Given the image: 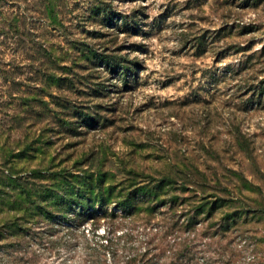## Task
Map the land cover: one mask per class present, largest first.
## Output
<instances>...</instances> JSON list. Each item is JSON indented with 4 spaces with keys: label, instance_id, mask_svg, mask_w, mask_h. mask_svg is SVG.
<instances>
[{
    "label": "rangeland",
    "instance_id": "rangeland-1",
    "mask_svg": "<svg viewBox=\"0 0 264 264\" xmlns=\"http://www.w3.org/2000/svg\"><path fill=\"white\" fill-rule=\"evenodd\" d=\"M0 190V264H264V0H0Z\"/></svg>",
    "mask_w": 264,
    "mask_h": 264
},
{
    "label": "trees",
    "instance_id": "trees-1",
    "mask_svg": "<svg viewBox=\"0 0 264 264\" xmlns=\"http://www.w3.org/2000/svg\"><path fill=\"white\" fill-rule=\"evenodd\" d=\"M47 9H50L49 11H47L49 13V19H51L52 22H56V17H55V14L53 13L54 10L51 9V7H47ZM55 12V11H54ZM94 14L97 16H101L103 15L104 16V21L107 23V22H111L112 19L115 17V14H113L112 12L108 11V10H103V11H99V10H96L94 12ZM99 16V17H100ZM97 20V19H95ZM93 20V22L95 21ZM86 21V20H85ZM77 46V45H76ZM77 52V56L75 58V65L76 66H81L80 68L82 69L83 67V70H86L88 71L90 66H95V65H106L108 68L111 69V71L114 73V74H117L120 75L121 77L123 76V78L127 77L128 73L131 72V68L130 67H126L125 68V65L122 64L123 61H120L118 60L117 57L113 56L112 54L108 53V50H103L102 53H98L95 49H93L90 44H86L84 42H81V45L79 46L78 50H76ZM74 60V59H73ZM86 63L82 66V64L80 63ZM66 70H71L72 67L71 66H66L64 67ZM127 75V76H125ZM53 80V83H56V84H60L61 81H62V78H59V77H55V76H52L51 78L47 79L46 80V83H48L49 81ZM85 111H87L88 113H85L83 114L82 112L80 113V117H83V123L89 125V124H97V120L92 116V111L90 108L86 109ZM84 178L86 179H89L88 181L86 179H81L79 177H77L78 181L80 179V182L82 185H89L90 183H92L90 180H91V176H85ZM11 182H15V180H12ZM165 182V180L161 181L158 185V187H162L163 183ZM14 185V184H13ZM188 184H183L184 188L185 189H188ZM18 190V189H17ZM86 191V189L84 190ZM141 191H144L143 189H141ZM0 193H1V190H0ZM19 197L18 200H21L23 201V205H27L28 206H32L33 209V213L35 214V216H41L42 218L48 220V221H51V219L54 218L55 215H53L51 212H48L45 208L44 205H47V203L51 202V203H54L56 206H59L61 208H63V211H66L65 210V207L67 208H71V202H68V201H64L62 198L60 197H56V195L54 196L52 194V191L51 189L49 190H46L40 194H36L34 195L32 193L31 190H25V189H22L18 192V195ZM54 199H51L53 198ZM131 198H127L126 200L123 201V203L121 204L122 206L124 207H132L133 206V201H135L136 199H138L139 197H142L141 194H138V195H133V196H130ZM2 197H0L1 199ZM58 199V200H57ZM88 202V200H87ZM60 204V205H59ZM85 205H88V203L86 204L85 202H83V205L82 207H86L84 206ZM208 205H210V211H211V214L212 212L215 210L216 206H215V203L214 204H211L209 203ZM22 206V207H24ZM204 207V206H202ZM25 211V209H24ZM31 211V210H30ZM6 229V231H4V229ZM0 229V248L2 247H8L9 243L8 241H10L11 239L13 238H19V239H26L25 238V233L27 232L25 229L26 228H23L19 221L17 222H7L6 225ZM146 256H148V253L146 252V254H144L143 256H137L135 258H129L126 263L124 264H152V259L150 261H147L146 260ZM153 264H157V263H153Z\"/></svg>",
    "mask_w": 264,
    "mask_h": 264
}]
</instances>
